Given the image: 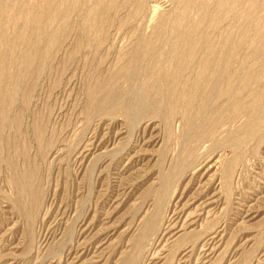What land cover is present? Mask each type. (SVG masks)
Segmentation results:
<instances>
[{
  "label": "rangeland",
  "instance_id": "1",
  "mask_svg": "<svg viewBox=\"0 0 264 264\" xmlns=\"http://www.w3.org/2000/svg\"><path fill=\"white\" fill-rule=\"evenodd\" d=\"M231 1L237 11L215 30L214 37L240 29L248 2ZM84 2L89 7L94 0ZM140 2L145 3L146 11L135 14ZM180 2L121 0V5L106 15L109 24L105 25L99 48L92 47L86 39L77 48L82 40L83 18L79 14H71L69 23H55L58 29L68 23L67 32L58 46L50 49L42 69L26 75V87L22 85L20 96L12 101L10 111L7 109L9 121L19 119V125L7 124L0 137V264H125L143 221L156 208L154 197L148 193L160 188L161 177L170 175L185 153L182 142L167 140L162 122L154 121L152 126L145 127L148 123L145 124L142 113L143 78L133 83L131 94L135 99L131 103L135 116L131 122L121 114L89 115L87 90L96 78L113 74L123 62L121 56L132 51L141 39L151 40L162 16L176 13ZM153 6L158 10L153 11ZM21 11L12 8L7 15ZM212 14L218 16L216 10ZM195 15L196 12L189 11L187 22ZM260 15L254 12L250 19ZM6 30L8 36L17 33L12 27ZM164 37L171 48L172 36L169 33ZM260 64L253 69L262 84L264 62ZM118 85L126 90L130 84L122 79ZM27 86L31 91L25 99ZM242 122L245 119L236 124ZM225 124L231 125L228 121ZM180 126L176 123L174 127L175 134L180 132L177 135L182 133ZM38 127L43 131L40 137ZM228 127L225 126L227 130ZM153 135L157 138H151ZM256 141L252 139L245 146L244 157L229 185L225 180L220 183L216 169L210 168L213 164L199 167L205 159L212 158L210 143L198 153L200 161L188 166L183 177L173 179L172 191L177 192L174 203L181 194L186 196L178 205L186 204L188 198L203 189V194L218 190L220 208L208 217L211 223L205 220L207 223L198 227L197 232L205 228L208 236L215 227L222 226L224 233L218 243L214 242V251L207 252L211 253L209 256L200 252L201 243L193 238L189 243L197 244L194 254H190V249L177 251L174 247L178 240L173 239L165 248L171 254L160 250L169 255L162 264H174L182 252L190 255L188 264H264V140ZM232 153L230 149L224 150V160L231 159ZM199 168L196 174L194 169ZM32 169L39 207L27 218L16 203L21 190L15 179ZM23 199L21 203L27 204ZM191 210L194 211V205L186 213H192ZM89 223L90 227H86Z\"/></svg>",
  "mask_w": 264,
  "mask_h": 264
},
{
  "label": "bare ground",
  "instance_id": "2",
  "mask_svg": "<svg viewBox=\"0 0 264 264\" xmlns=\"http://www.w3.org/2000/svg\"><path fill=\"white\" fill-rule=\"evenodd\" d=\"M177 1L180 0H175ZM120 2L121 0H94L91 6L86 7L84 0H0V137L7 124L19 125V119L9 121L7 109L26 87L23 85L26 75L39 72L50 49L58 46L65 36L69 16L76 13L84 20L82 31L80 30L82 40L77 48H81L85 39L92 47L99 48L108 23L106 15L119 7ZM231 2L181 0L176 13L162 16L161 24L153 32L151 40L141 39L132 51L121 56L123 62L119 63L113 74L106 78H96L88 87L89 115L121 114L131 122L135 116L134 105L131 103L134 101L131 100L134 98L133 83L143 78V81L140 80L143 82L142 113L145 124L148 123L145 127L152 126L154 121L162 122L167 140L182 142L185 153V158L179 159L175 170L170 175L161 177L160 188L148 193L154 197L156 208L143 221V227L134 239L132 252L127 256L125 264H162L169 256H165L169 252L165 248L173 239L175 242L178 240L174 247L177 251L184 248L183 251L187 252L190 249V254H194L192 252L197 247L196 242H200V252L209 256L211 253L207 252L214 251V242L218 243L222 239V226L215 229L213 227L214 230L208 236L205 228L197 230L212 215L213 210L220 206L218 190L203 194V189L196 196L194 193L192 198H188L186 204L180 203L179 206L178 203L186 196L181 194L179 201L174 203L173 197L177 192L172 191L173 181L177 176L181 177L188 166L200 161L199 152L204 148L206 150L207 143H210L208 150L212 152V158H207V155V159L199 167L202 169L206 164H213L210 168L216 169L220 183L225 180L229 185L236 166L244 157L245 146L252 139L259 142L264 140V82L261 84L258 73L253 69L264 62V0H247L240 29L214 37L215 30L237 11ZM136 6L135 14L146 11L144 2ZM12 8L14 11H22L8 17ZM154 8L153 11L158 10L157 6ZM215 10L218 16L212 14ZM189 11H194L197 15L187 22L186 15ZM254 12H260L261 15L251 20ZM60 20L68 23L58 29L54 25ZM8 27L14 28L16 35L8 36L5 33ZM170 28L176 29L175 32L168 30ZM169 33L174 41L171 42V48L170 43H167L169 40L164 37ZM122 79L130 84L126 90L118 85ZM30 91V86L25 89V99H28ZM240 117L245 119L241 125L236 124L243 120H238ZM227 121L231 124L228 130L225 128L228 127L225 124ZM176 123L182 126L180 135H177L180 132H174ZM38 128L40 137L43 131L41 127ZM155 137L156 135L151 138ZM149 142L144 141V144ZM228 149L234 153L233 157L224 160L223 152ZM201 169L194 170L197 174ZM34 172L32 169L15 179L21 190V198L19 197V202H15L18 203L19 211L26 213L27 218H31L33 211L39 207L40 196L33 189L32 183H35ZM26 196L29 197L28 201L23 199ZM21 199L29 204H22ZM192 205L194 211L187 214L186 209ZM90 224L92 223L85 226ZM86 227L82 230L85 231ZM191 228L194 229L190 230ZM199 232H202L201 235ZM204 235L207 237H203ZM192 238L197 240L194 241L195 245L189 243ZM188 243L190 246H187ZM160 250L166 251L161 253ZM183 253L175 258L174 264L189 263L190 255H182Z\"/></svg>",
  "mask_w": 264,
  "mask_h": 264
}]
</instances>
